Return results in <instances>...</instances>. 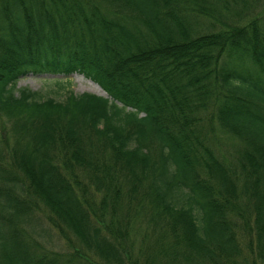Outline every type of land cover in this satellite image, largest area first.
<instances>
[{
  "label": "trees",
  "instance_id": "trees-1",
  "mask_svg": "<svg viewBox=\"0 0 264 264\" xmlns=\"http://www.w3.org/2000/svg\"><path fill=\"white\" fill-rule=\"evenodd\" d=\"M234 9L247 0H0V264H264V6L194 22ZM75 70L110 100L15 89ZM131 209L152 235L141 262ZM40 211L62 250L32 235Z\"/></svg>",
  "mask_w": 264,
  "mask_h": 264
},
{
  "label": "rangeland",
  "instance_id": "rangeland-1",
  "mask_svg": "<svg viewBox=\"0 0 264 264\" xmlns=\"http://www.w3.org/2000/svg\"><path fill=\"white\" fill-rule=\"evenodd\" d=\"M247 5L249 11H240V14H237L235 12L236 9H234L231 13L225 15L224 18L218 17L213 19L204 16L198 17L194 21L197 22V27L195 28H197L198 33H202L224 28V23L241 26L247 19L262 11L264 0H247ZM60 84L64 86L63 89L58 88ZM19 88L36 91L41 97L59 98L64 90L70 89L74 94L90 93L110 100L95 80L77 70L65 76L48 72H29L17 79L15 89L18 90ZM116 104L120 106L118 102ZM201 116L203 117V125L205 126L208 135L207 139L212 150L222 156L225 161L232 163L237 157L240 144L236 139H232L230 135L224 134L217 129L216 125L209 120L208 111L201 114ZM7 137H9V122L5 118L0 117V146L4 147L5 140L9 141ZM129 217L134 229L131 234L133 245L130 254L132 258H136V260L141 262V251L143 252L147 244L151 241L152 235L141 214H134L131 209ZM31 231L32 235L42 244L43 248L60 250L64 248L63 241L59 240L54 230L48 226L42 211L38 213V219H33ZM257 264L260 263L257 262Z\"/></svg>",
  "mask_w": 264,
  "mask_h": 264
}]
</instances>
